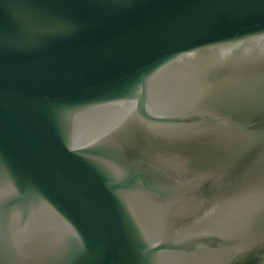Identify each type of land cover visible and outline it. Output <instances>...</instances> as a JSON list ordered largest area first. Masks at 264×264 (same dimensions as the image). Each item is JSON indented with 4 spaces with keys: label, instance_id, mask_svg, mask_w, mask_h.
Returning a JSON list of instances; mask_svg holds the SVG:
<instances>
[{
    "label": "water",
    "instance_id": "obj_1",
    "mask_svg": "<svg viewBox=\"0 0 264 264\" xmlns=\"http://www.w3.org/2000/svg\"><path fill=\"white\" fill-rule=\"evenodd\" d=\"M0 264H264V0H0Z\"/></svg>",
    "mask_w": 264,
    "mask_h": 264
}]
</instances>
